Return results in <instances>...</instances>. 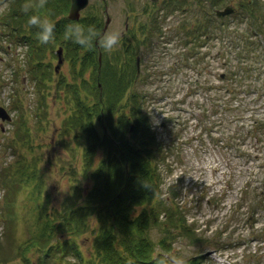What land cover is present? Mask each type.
Returning <instances> with one entry per match:
<instances>
[{
    "label": "rangeland",
    "instance_id": "1",
    "mask_svg": "<svg viewBox=\"0 0 264 264\" xmlns=\"http://www.w3.org/2000/svg\"><path fill=\"white\" fill-rule=\"evenodd\" d=\"M157 1L89 0L80 18H100V34H121L112 54L103 53L95 42L101 63L114 57L121 61L126 52L124 43L135 44V38L144 37L141 26L150 24L151 15L161 3ZM5 7L1 1L0 14ZM188 21L190 17L180 12L164 21L163 31L169 42H161L163 37L154 39V45L141 49L135 58L140 74L148 67L146 72L152 75V81H140L131 87V91L152 93L157 98L148 102L153 126L160 139L168 133L166 141L174 138L173 152L160 169L162 197H168L169 185H177L181 197L176 201L186 205L188 223L194 222L199 236L192 240L175 238L170 255L183 261L203 255L207 264H264V207L254 217L250 209L257 193L264 191V134L258 144L246 134L252 117L264 116V89L257 100L255 92L240 98V103H248L246 109H240V118L223 116L218 101L212 97L206 100L199 84V80L206 85L214 79L207 69L211 68L209 59H185L182 43L173 33V27ZM6 34L0 26V107L10 116V121L0 119V264H79L67 247L62 253L57 250L67 242L76 246L85 261L92 256L97 232L95 216H88L81 233L74 236L64 230L59 217L66 207L85 204V192L92 184L84 177L82 146L76 145L72 130L64 132L63 122L72 114L73 104L59 80L71 81L70 59L63 49V63L56 73L57 54L47 53L45 62L51 64V77L38 90L24 61L25 47ZM216 66L212 72L215 76L223 71ZM90 73L92 69L85 78ZM262 81L258 79L255 85ZM236 106L234 103L229 111L236 112ZM170 116L167 128L165 118ZM104 155L103 150L97 152L87 173L98 167ZM11 185L15 192L10 191ZM140 210L137 208L136 213ZM47 216L56 221L50 231L52 239L43 240L45 246L42 242L30 244ZM72 219L67 216V220ZM164 237L160 228L149 232L154 244ZM208 240L217 241L223 249L214 250ZM48 250L51 255H45ZM257 255L258 261L253 262L252 257Z\"/></svg>",
    "mask_w": 264,
    "mask_h": 264
},
{
    "label": "trees",
    "instance_id": "2",
    "mask_svg": "<svg viewBox=\"0 0 264 264\" xmlns=\"http://www.w3.org/2000/svg\"><path fill=\"white\" fill-rule=\"evenodd\" d=\"M1 1L6 3V9L0 14V26L7 38L25 47L24 61L38 90L51 77L48 69L51 64L45 62V57L47 53L53 55L55 47L64 49L73 71L71 81L59 80L62 89L71 95L73 104L72 114L63 122L64 132L72 130L76 145L82 146L84 177L92 184L85 192V204L76 208L68 206L59 217L64 230L74 236L81 233L88 216H95L97 232L89 259L81 260L76 246L67 242L57 248L58 252H64L67 247L79 264H207L203 255L187 261L170 255L175 238L192 240L199 236L194 222L188 223L186 205L176 201L181 197L177 185H169L168 197H162L160 169L166 166L165 161L173 152L174 138L166 141L168 133L160 139L153 126L148 102L157 101L154 94L131 91L140 81L144 84L152 81V75L146 72L148 67L144 71L146 74H140L135 58L141 49L151 48L154 39L163 37L161 42H169L163 31L164 21L169 16L179 12L184 17L189 16L191 21L173 27L185 51L184 57L187 60L209 59L211 68L207 66V69L214 79L206 85L199 80L202 93L206 100L212 97L218 101L223 116L240 118V109L248 106V103H240V98L255 92L257 100L259 91L264 89V81L255 85L258 79H264V0H161L159 9L150 17V24L141 26L144 37L135 38V44L124 43L127 53L124 51L121 61L114 57L113 61L107 59L102 63L96 55L95 42L91 49H85L64 38L68 24H78L85 29L92 27L100 34L103 28L100 18L85 16L70 21L65 16L70 0H48L39 14L55 24L54 39L42 45L36 29L25 27L28 16L21 9L27 0ZM227 5L235 8V12L218 17L216 11ZM216 64V68L223 69L217 76L212 74ZM90 69L92 73L85 78ZM234 103L237 106L233 113L229 109ZM171 118H165V127L168 128ZM252 120L246 134L258 144L264 134V116L256 118L255 115ZM99 150L104 151V157L97 168L87 173ZM261 163L264 167V157ZM15 189L13 185L10 191L15 192ZM263 203L264 191L257 193L250 207L253 217L263 211ZM137 208L141 209L138 213ZM67 216L73 219L67 220ZM46 219L30 244L42 242L45 246L47 243L43 240L52 239L50 231L56 221L48 216ZM153 228L165 233L157 244L149 238ZM216 242L208 240L214 250L223 249ZM45 255H51V250ZM252 259L258 261V255Z\"/></svg>",
    "mask_w": 264,
    "mask_h": 264
},
{
    "label": "clouds",
    "instance_id": "3",
    "mask_svg": "<svg viewBox=\"0 0 264 264\" xmlns=\"http://www.w3.org/2000/svg\"><path fill=\"white\" fill-rule=\"evenodd\" d=\"M48 0H27L22 5V11L28 16L25 24L26 29H36V36L40 44L46 45L54 39L55 24L47 17H42L39 13L46 8ZM31 13V15H29ZM64 38L71 40L75 44L85 49H91L93 42L105 53L112 54L117 50L121 34L119 32H105L99 34L92 27L85 29L81 25L68 24L65 27ZM146 188L148 185L144 184Z\"/></svg>",
    "mask_w": 264,
    "mask_h": 264
},
{
    "label": "water",
    "instance_id": "4",
    "mask_svg": "<svg viewBox=\"0 0 264 264\" xmlns=\"http://www.w3.org/2000/svg\"><path fill=\"white\" fill-rule=\"evenodd\" d=\"M150 1L158 2L157 0H150ZM88 2L89 0H70V8L67 14L68 19L71 21L79 20L80 19L79 14L81 11L85 10V8L88 6ZM233 11L234 9H232L230 6H226L224 7V10H217L216 14L220 17H224L225 15H229L233 13ZM62 53H63V49L58 48V50L56 51L57 60H58V64L55 66L56 73H58L59 71L58 68L63 63ZM0 119L2 121L4 120L10 121V116L7 114L5 109L1 107H0ZM132 129L133 127L130 128V131H132Z\"/></svg>",
    "mask_w": 264,
    "mask_h": 264
}]
</instances>
